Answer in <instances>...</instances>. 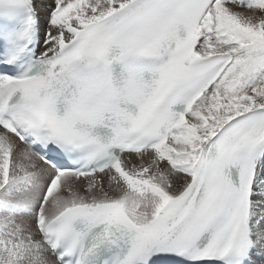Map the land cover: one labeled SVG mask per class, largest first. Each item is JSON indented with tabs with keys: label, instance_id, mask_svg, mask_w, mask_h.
Listing matches in <instances>:
<instances>
[{
	"label": "snow or ice",
	"instance_id": "6c2138e0",
	"mask_svg": "<svg viewBox=\"0 0 264 264\" xmlns=\"http://www.w3.org/2000/svg\"><path fill=\"white\" fill-rule=\"evenodd\" d=\"M0 264H264V0H0Z\"/></svg>",
	"mask_w": 264,
	"mask_h": 264
}]
</instances>
